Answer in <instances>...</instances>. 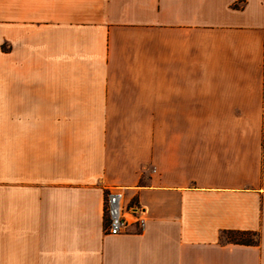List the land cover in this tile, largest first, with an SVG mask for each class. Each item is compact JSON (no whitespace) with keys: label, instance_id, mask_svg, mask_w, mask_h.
<instances>
[{"label":"crops","instance_id":"crops-1","mask_svg":"<svg viewBox=\"0 0 264 264\" xmlns=\"http://www.w3.org/2000/svg\"><path fill=\"white\" fill-rule=\"evenodd\" d=\"M0 264H264V0H0Z\"/></svg>","mask_w":264,"mask_h":264},{"label":"built area","instance_id":"built-area-1","mask_svg":"<svg viewBox=\"0 0 264 264\" xmlns=\"http://www.w3.org/2000/svg\"><path fill=\"white\" fill-rule=\"evenodd\" d=\"M125 193L120 188L115 191H108L105 197V213L108 217V225L106 232L111 236H119L127 232L129 227V219L137 223L141 230L146 227V220L142 216L139 208L129 211L124 206Z\"/></svg>","mask_w":264,"mask_h":264},{"label":"trees","instance_id":"trees-1","mask_svg":"<svg viewBox=\"0 0 264 264\" xmlns=\"http://www.w3.org/2000/svg\"><path fill=\"white\" fill-rule=\"evenodd\" d=\"M251 234L248 233H233L230 234V237L233 238V240L238 242H248V243H255V241L251 238Z\"/></svg>","mask_w":264,"mask_h":264}]
</instances>
